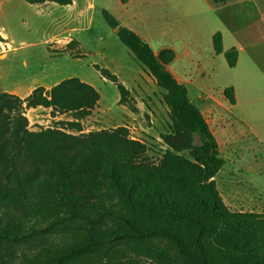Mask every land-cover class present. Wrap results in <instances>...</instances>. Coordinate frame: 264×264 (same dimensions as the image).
Listing matches in <instances>:
<instances>
[{
    "label": "trees",
    "instance_id": "trees-1",
    "mask_svg": "<svg viewBox=\"0 0 264 264\" xmlns=\"http://www.w3.org/2000/svg\"><path fill=\"white\" fill-rule=\"evenodd\" d=\"M23 1L72 5L71 0ZM102 15L165 91L171 125L161 140L167 150L155 164L125 127L83 133L81 122L100 96L77 78L50 89L38 87L24 99L0 93V208L12 220L0 218V264H15L16 249L30 237L69 232V241L45 246L29 264H96L117 245L156 264H264V215L232 213L223 202L214 178L225 160L186 87L166 68L174 53L155 55L108 12ZM212 46L228 68L236 67L238 52L223 50L219 32ZM103 73L125 102L128 91L114 75ZM223 97L235 105L232 87L224 89ZM37 108L71 120L31 131L24 111ZM19 217L44 226L23 233L13 223Z\"/></svg>",
    "mask_w": 264,
    "mask_h": 264
},
{
    "label": "rangeland",
    "instance_id": "rangeland-1",
    "mask_svg": "<svg viewBox=\"0 0 264 264\" xmlns=\"http://www.w3.org/2000/svg\"><path fill=\"white\" fill-rule=\"evenodd\" d=\"M71 1L72 5L62 7L0 0V93L24 99L38 87L50 89L65 79L77 78L92 86L100 96L91 116L81 122L82 132L125 127L132 139L146 146L149 160L158 163L167 150L161 135L169 133L171 125L163 99L165 91L156 86L150 74L119 41L116 29L108 26L102 12H108L120 27L132 28L130 30L144 38L155 51L175 42L180 31L170 29L157 14L163 0H132L127 8L122 6L121 0ZM218 28L224 30L228 38L225 25L219 24ZM227 38L226 47L231 44ZM207 48L211 49L206 44L202 47L205 55L202 64L213 72L195 73L187 67L188 73L186 65L181 64L180 72L186 73L176 74L193 81V86L187 87L188 97L196 107L200 106L218 141L220 157L225 160L224 167L214 178L223 202L232 213L264 215L263 58L254 51L253 62L244 54L237 67L230 69L223 55L212 56ZM104 70L114 75L117 83L128 91L125 102H120L116 85L104 78ZM233 85L237 87L239 99L234 114L223 106L225 99L221 94ZM202 94L213 97L206 108L205 102L202 105L203 101H197ZM24 112L29 129L34 132L54 128L57 121L71 120L69 116L52 118L49 109ZM245 124L255 129L259 143L246 132ZM0 218L3 223L12 222L2 215V208ZM13 223L23 233L44 226L41 221L25 217ZM72 236L69 232L30 237L16 249L15 264H29L45 246L61 244ZM96 264L156 263L135 255L124 245H117Z\"/></svg>",
    "mask_w": 264,
    "mask_h": 264
},
{
    "label": "crops",
    "instance_id": "crops-1",
    "mask_svg": "<svg viewBox=\"0 0 264 264\" xmlns=\"http://www.w3.org/2000/svg\"><path fill=\"white\" fill-rule=\"evenodd\" d=\"M131 1L128 0L125 4H121L127 8ZM157 14L161 20L168 24L167 26L170 29L179 30L180 33L178 39L169 46L162 47L156 51L150 48L155 55L162 50H171L174 53L173 62L166 66V68L186 89L188 86H193V81L188 77L176 74L186 73L183 71L180 72V65H186L185 70L187 72L188 68L194 69L195 73L213 72L212 70H207V66L202 64L205 59L202 47L205 44L209 45L212 56H222L216 55L212 46V37L217 32L222 36L224 51L231 48L237 50L238 59L236 67L244 54L249 57L250 61L253 60L254 62V59H256L254 57V51H257V55L263 58L262 62L264 63V0H163V3L157 8ZM219 24L225 25L228 38L224 30L218 28ZM126 28L129 30L132 29L130 27ZM135 34L138 35V33ZM138 36L140 37V35ZM140 38L150 46L144 38ZM226 38L231 43L228 47L225 46ZM210 50L209 48L206 49L208 52ZM232 88L234 90L235 105L231 106L224 100L223 106L234 114L233 111L238 107L239 99L237 87L233 85ZM197 101H203L202 105L205 102L204 107L206 108L207 105H211L210 103L213 102V97L202 94L197 97ZM198 109L201 111L200 106ZM238 121L243 122L241 120ZM206 122L209 126L207 120ZM245 126L246 132L251 134L259 143L255 129L246 124Z\"/></svg>",
    "mask_w": 264,
    "mask_h": 264
},
{
    "label": "water",
    "instance_id": "water-1",
    "mask_svg": "<svg viewBox=\"0 0 264 264\" xmlns=\"http://www.w3.org/2000/svg\"><path fill=\"white\" fill-rule=\"evenodd\" d=\"M116 31V30H115Z\"/></svg>",
    "mask_w": 264,
    "mask_h": 264
}]
</instances>
